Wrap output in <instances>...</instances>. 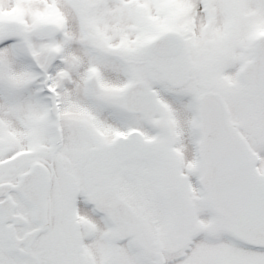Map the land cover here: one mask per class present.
Here are the masks:
<instances>
[{
	"label": "snow or ice",
	"instance_id": "6c2138e0",
	"mask_svg": "<svg viewBox=\"0 0 264 264\" xmlns=\"http://www.w3.org/2000/svg\"><path fill=\"white\" fill-rule=\"evenodd\" d=\"M0 264H264V0H0Z\"/></svg>",
	"mask_w": 264,
	"mask_h": 264
}]
</instances>
